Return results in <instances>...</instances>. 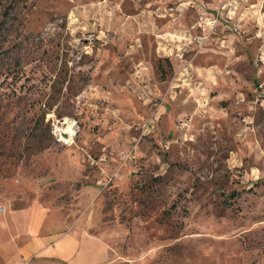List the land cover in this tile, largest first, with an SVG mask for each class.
Here are the masks:
<instances>
[{
	"label": "rangeland",
	"instance_id": "374dc122",
	"mask_svg": "<svg viewBox=\"0 0 264 264\" xmlns=\"http://www.w3.org/2000/svg\"><path fill=\"white\" fill-rule=\"evenodd\" d=\"M36 200L82 264H264V0H0V205Z\"/></svg>",
	"mask_w": 264,
	"mask_h": 264
},
{
	"label": "crops",
	"instance_id": "0c3cea01",
	"mask_svg": "<svg viewBox=\"0 0 264 264\" xmlns=\"http://www.w3.org/2000/svg\"><path fill=\"white\" fill-rule=\"evenodd\" d=\"M98 250L106 253L98 237L57 208L38 200L17 208L0 205V264H23L33 256L39 262L82 264Z\"/></svg>",
	"mask_w": 264,
	"mask_h": 264
},
{
	"label": "bare ground",
	"instance_id": "6f19581e",
	"mask_svg": "<svg viewBox=\"0 0 264 264\" xmlns=\"http://www.w3.org/2000/svg\"><path fill=\"white\" fill-rule=\"evenodd\" d=\"M65 131L69 134H73V130H72L71 126H68Z\"/></svg>",
	"mask_w": 264,
	"mask_h": 264
}]
</instances>
